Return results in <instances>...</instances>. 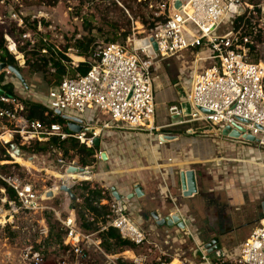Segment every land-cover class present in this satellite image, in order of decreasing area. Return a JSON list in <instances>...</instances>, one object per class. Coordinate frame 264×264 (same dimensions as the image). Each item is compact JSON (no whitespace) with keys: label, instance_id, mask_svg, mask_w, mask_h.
<instances>
[{"label":"built area","instance_id":"1","mask_svg":"<svg viewBox=\"0 0 264 264\" xmlns=\"http://www.w3.org/2000/svg\"><path fill=\"white\" fill-rule=\"evenodd\" d=\"M176 2H179L178 8L174 7ZM239 7L243 8L241 14L230 12L231 8ZM244 14L241 0H161L153 16L155 19L162 18V21L155 23L144 37H129L126 44L131 43L132 50L127 45L107 44L97 49L88 61L75 57L66 66L74 69L81 63L87 64L89 69L86 74L65 76L58 85L48 89L49 103L45 106L54 114L59 112L80 119L83 122L81 131H70L66 122L42 125L28 121L18 114L21 109L18 99L0 94V147L6 149L11 160L16 159L11 145L19 149V146L44 144L51 139H74L80 145L92 148L101 130L106 129L154 134L161 145L168 135L159 131L188 123H205L217 134L231 128L237 130L241 137L251 136L258 141L257 144L264 145V67L249 61L248 36L240 38V33L233 28ZM227 22L230 27L225 34L217 35L220 27ZM141 40H146L148 46L135 48V43ZM147 48L154 49L155 59L146 55ZM182 52L194 56L192 58L197 66V71L192 73L190 87L180 85L190 106V114L183 115L179 102L170 105L166 111L173 121L157 127L154 121L155 62L173 59ZM66 111H73L79 117L67 115ZM98 115L108 120L99 123L93 119ZM16 138L19 146L14 144ZM95 158L100 160L101 153L97 152ZM35 160L32 156L27 161L31 165ZM59 163L62 164V161ZM70 166L76 167V161L64 165L65 168ZM87 169L85 167L82 171L88 173ZM65 177H62L63 183L68 185L70 182H65ZM0 180L14 193L11 200L5 196V190L0 189V203L10 220L15 217L17 220L20 217L22 220L38 218V231L33 232L38 236L35 244L40 249L32 252L31 245L28 246L25 258L31 264H42V249L48 235L43 214L55 212L47 205L45 193H39L31 183L16 175H0ZM106 191L109 192V200H100L99 203L108 207L109 226L122 239L136 247L142 246L147 236L140 227L143 222L139 210L127 198ZM60 224L62 246L72 256L73 264L89 260L82 250L84 245H90L101 253L99 241L93 239L94 234L83 231L73 217L62 219ZM124 254H120V259L126 263ZM215 257L210 260L207 255L199 254L202 264H264V219L232 256L225 258L216 252Z\"/></svg>","mask_w":264,"mask_h":264},{"label":"rangeland","instance_id":"2","mask_svg":"<svg viewBox=\"0 0 264 264\" xmlns=\"http://www.w3.org/2000/svg\"><path fill=\"white\" fill-rule=\"evenodd\" d=\"M97 1L96 4L91 5L89 0H60L56 7L51 8L39 5L37 0H1L0 31L7 36L6 45L8 52L14 59L16 69L22 76L26 88L12 75H6L5 72L0 73V85L11 84L15 95L19 99L36 101L47 105L49 103L47 96L48 87L44 82V77L47 74H32L24 64L27 60L31 61V63L35 61L33 54H36L35 52L41 43L44 47L51 48V52L55 51V53H57L53 55L56 60L60 59L58 53H63L64 49L68 48L64 56L68 58L70 62L76 57V51L73 47L76 40L85 42L92 40L90 47L95 50L107 44L126 46V40L122 41L120 36L122 32L128 31V37H132L133 35L136 38L144 37L152 28L149 27L150 24L153 23L154 26L155 23L162 21V18L156 19L155 21L153 16L156 11H158V4L161 3V0H153L147 6L141 5L139 7H137L139 1L136 3H132V0L131 2L130 0ZM241 2L244 4L245 14L236 31L240 34H244L245 31L250 32L248 41L252 50L248 48L249 61L258 62V64L264 67V13L261 8L264 6V0H241ZM126 5L130 6L131 10L125 8ZM141 20L146 22V24H141ZM23 22L26 24H23ZM34 23H36V25H33ZM114 24H116L115 27ZM34 26L35 30L33 28ZM229 27V22L223 24L216 34L224 35L226 29ZM233 28L235 27L233 26ZM97 30H100V32ZM115 30H118V32L114 33ZM19 31L23 33L22 36L18 34L20 33ZM114 37L116 40L114 43H111ZM46 52L42 51L41 53L46 54ZM192 57L189 55H177L175 57L176 59L155 62V75L156 78H158V80H155L154 84V88L156 89L155 126L159 124L168 125L173 121L168 116L166 109L175 102V104L178 103V88L174 86V83L177 82L178 75L181 77L180 84L185 88L190 87L192 73L197 69L194 58ZM65 65H67V63H65ZM157 69L159 70L157 71ZM49 72L53 73L52 70ZM166 79L170 82H168L167 85L164 82ZM157 85L160 87L157 88ZM170 92L175 95L174 100L168 98ZM66 114L79 117V115L73 111H66ZM93 119L98 120L99 123L108 120L106 117L100 115ZM186 129H190V131L196 130L198 136H205L207 139L201 140L194 137H186V143L189 142L191 144H182L179 145V148L186 151L190 150L191 153L194 150H204L206 152L209 147L211 150H213V148L216 150L214 144L217 141L212 138V134L217 135V133L215 131L214 133L209 132L205 123H188L172 128H164L159 131V133L166 135L170 132L175 133L177 131H185ZM126 133L127 135L123 136L129 144L131 153L139 156V158L137 157L138 161L140 163L144 161L152 162L148 146V134L127 131ZM123 136H120V138H123ZM106 137V135H102L99 136L98 139L99 141L101 139L105 140L107 139ZM242 141L243 140L240 139L235 142V144L227 146V148L235 150L238 147H244L246 150L247 148H251L260 149L259 151L264 152V145H259L257 143L248 145L242 143ZM150 143H153L157 151L159 147L156 146L154 135ZM180 154L181 151H177L176 157L179 158ZM32 156H35L36 160L31 165H28L30 163L27 160ZM32 156L20 152L19 157H15L20 160L19 162L16 161V159H12L9 162H0V166L12 165L9 169L0 171V175L4 177L7 175H16L22 180L31 183L39 193H45V196L49 191L53 193V198L47 199L46 203L55 213L45 212L43 214L48 231L53 224L55 233H63L60 221L68 216L73 217L76 224L81 227L80 206L82 200L77 199L71 202L66 194L59 191V187L65 184L62 178L65 175V167L59 163L61 159L60 153L55 150H49L45 154ZM71 161L65 160L64 163H71ZM14 164L18 165V168L13 167ZM138 165L140 164L138 163ZM144 165L146 167L150 166L146 163ZM207 165L199 166V169L196 171L201 183L210 180V176H212L210 172L212 174L215 172L214 177H217L219 180L223 177L220 172H217L213 162ZM76 167L79 166L77 165ZM132 168L136 167L133 165ZM113 169L114 166L110 163H105L102 159L99 160L95 158L94 163L87 169V172L91 173L90 179L80 180L76 183L70 181L68 185L70 188H80V183L88 182L99 187L98 184H95V181H104L103 183L105 186L116 185L115 174H112ZM145 175L148 174L129 172V178H123L116 183H119L120 186H130L127 189H131L133 183H139V178ZM122 188L126 190L125 187ZM74 192H76L77 196L81 194V191L78 189H74ZM1 197L2 194L0 192V198ZM163 199H165L163 202L171 209V203L168 199ZM144 206L139 211V214L145 212L142 214L144 222L140 227L147 236L146 242L133 250L125 251V255L129 257V261L126 262L128 264H202L200 258L193 257V253L199 246L201 247L217 238L219 242L218 252L220 256L222 255V257L227 258L228 256H232L235 248H237V244L242 242L244 231H239V233L232 236L230 234V229L234 227V225H228V223L226 224L223 221V219L226 220V216L229 215L224 216L222 213H216L213 208H188L186 212L182 213L185 231L180 232L176 227L168 228L166 226H156V223L153 222L148 213V208H144ZM0 211L7 213L4 218V223L0 224V264H31L30 261L25 258V251L30 245L32 252L39 251L40 249V246L35 244V241L38 240V236L33 232L34 230L38 231V224L36 223L38 218H27L26 220H22V217H20L19 220H17L15 217L13 220H10L8 212L1 203ZM84 218L89 220L88 216ZM91 228L92 230L88 233L94 234L93 239L99 241L100 247L101 236L98 232H92L95 225ZM100 249L102 254L100 252V254L92 252L89 255V260L80 264H112V262L117 264L116 260L120 259L118 249H113L112 252L117 254H108L105 253L101 247ZM42 256V264H50L51 262L55 264L62 262L65 264H73L71 255L62 252L54 240L48 239L44 241ZM105 256L109 257V259L105 258ZM207 257L210 260L216 258L214 253L207 255Z\"/></svg>","mask_w":264,"mask_h":264},{"label":"crops","instance_id":"3","mask_svg":"<svg viewBox=\"0 0 264 264\" xmlns=\"http://www.w3.org/2000/svg\"><path fill=\"white\" fill-rule=\"evenodd\" d=\"M178 55L187 56L185 52ZM156 79L158 80V78ZM180 79L181 77L178 75L174 86L181 85ZM164 82L167 85L169 80L166 79ZM159 87L157 85V88ZM174 97L175 95L170 92L168 98L174 100ZM163 126L166 125H157V127ZM102 135H106L107 139H101L100 141L98 139V152L105 153L103 162H108L114 166L112 174H115V184L119 185H117L118 187L116 185L105 186L104 181H95V184H98L104 191H110L113 188L114 192L119 196L128 198L133 193L132 186L131 189H127L130 186H120L116 182L123 178H129V172L148 174L139 178L143 196L139 199L133 198L129 200L133 202V205L139 211L145 205L144 208H148L150 216L156 211L161 218H164L175 212H178L182 217V213L186 212L188 208H213L216 213H222L224 216L229 215L223 221L226 224L228 223V225H234L230 229L232 236L239 233V231H244L242 242H239L240 244H237V247L259 226V222L262 220L261 203L264 202V152L259 151L260 149L247 148L246 150L244 147H238L235 150H231L227 146L235 144V142L227 141L221 137L218 138L216 134H212V138L217 141L214 144L216 150L214 148L211 150L209 147L210 150L208 149L206 152L204 150H194L191 153L190 150L186 151L179 148V145L191 144L189 142L186 143V137H194L201 140H205L207 137L186 133L185 135L176 133L172 135L169 133L166 135L175 138L168 139L160 145L156 135L152 134L147 136L152 162L144 161V164L150 165L146 167L138 161V155L131 153L129 144L123 136L127 135L126 131L119 130L117 132L114 129H106L101 130L100 136ZM119 135L123 136V138H120ZM153 135L155 136L156 146L159 147L157 151L153 143H150ZM177 151H181L179 158L176 157ZM17 161L19 162L20 160L17 159ZM211 162H213L215 169L223 177L219 180L214 177L215 172L213 174L210 172V175H212L210 180L201 183L196 171L199 166H206ZM133 165L136 168H132ZM189 170L194 171L195 174L196 194L186 198L183 197L185 189L182 188L179 173ZM183 185H185V182H183ZM122 187H125L126 190ZM163 198H167L171 203V209L163 202L165 200ZM143 213L145 212L139 215L142 222H144ZM120 254L119 257H121ZM125 257L128 262L129 257L127 255Z\"/></svg>","mask_w":264,"mask_h":264},{"label":"trees","instance_id":"4","mask_svg":"<svg viewBox=\"0 0 264 264\" xmlns=\"http://www.w3.org/2000/svg\"><path fill=\"white\" fill-rule=\"evenodd\" d=\"M1 1V0H0ZM60 0H37V3L39 5H43L45 7H51L54 8L57 6ZM100 2L104 1H110V0H99ZM137 7L144 5H149L150 2L153 0H132V3H136ZM159 1V0H154ZM97 0H89V3L91 5L96 4ZM131 2V0H130ZM125 8H129L131 10V7L126 5ZM152 17V16H151ZM153 19V18H152ZM156 21V19H155ZM242 21V18L238 19L236 23L234 24V30H236L240 23ZM141 24H146L143 20L140 22ZM23 24H26L23 22ZM117 24V23H116ZM114 24V27L116 26ZM33 25H36L34 23ZM149 27H153V23L149 25ZM35 30V26L33 27ZM120 30V28H119ZM100 32V30H97ZM130 31V27H129ZM20 32V31H19ZM118 30H115L114 33H117ZM20 36L23 35V33H18ZM129 32H122L121 39L122 41L127 42ZM250 32L245 31L244 34H240V38L243 36H249ZM6 34L2 33L0 31V63H4L7 66H12L16 68V63L12 56L9 54L7 45H6ZM116 38H112L111 43H114ZM92 43V40L88 41H81L76 40L74 42V49L76 51L75 56L78 58H82L84 60H90L92 58V55L95 53V49H92L90 47ZM249 50H252V47L248 45ZM68 48L64 49L63 53H58L59 58L58 60L54 59L53 55L57 54L55 51L51 52V48L44 47L41 43V45L37 48L36 54H33L35 57V61L31 63V61H25V66L28 69V71L32 74L41 73V74H47L44 77V82L46 86L49 88L56 86L60 83V81L65 76L73 77L75 74L79 75H85L86 72L89 69V66L87 64L81 63L77 66V68L70 69L65 65V63H69L68 58L64 56L66 50ZM47 50V52H46ZM42 51H45V53H41ZM52 54H51V53ZM50 56V57H49ZM255 64H258V62H253ZM49 65V67H48ZM52 70L53 73H50L49 71ZM49 72V73H48ZM0 94H4L9 97H13L18 99L19 103L21 104V109L18 111V114L21 117H24L28 121H36L39 122L42 125H50V124H65V121L62 120L60 117L55 115L53 112H51L47 106L40 102L36 101H29V100H22L19 99L14 91L13 86L11 84L6 85H0ZM190 131V129H186L185 131H177L176 134H187ZM168 132V131H163ZM174 132H170V134L174 135ZM14 144L19 146V141L16 138L14 140ZM20 152L27 153L29 155H37V154H45L49 150H55L56 152L60 153L61 155V161L62 165H66L67 163H64V161L68 160H76L77 165L81 168L90 167L95 159L94 155L98 152V146L93 145L92 148H86L83 145H80L76 140L74 139H67L65 141H59L58 139H51L49 142H46L44 144H31L29 146H19ZM11 161L10 156L6 152V149L0 147V162H9ZM72 162V161H71ZM12 167V165H2L0 166V171H4L6 169H9ZM13 167L18 168V165L14 164ZM80 188H71L72 194L75 196V200L81 199L82 204L80 206V213H81V228L85 232H89L92 230V226L95 225V228L92 232H98L101 236V242L100 247L104 250L105 253L108 254H117L112 253L113 249H118V253H121L126 250H133L136 248V246L131 243L130 241L124 240L120 237L118 232L111 228L109 226V219H107V216L109 215L108 207L106 205H101L99 202L100 200H109L108 197V191H104L100 187L96 185H92L88 182H82L80 183ZM0 189L5 190V196H7L9 199H14V193L11 191L10 188L6 186V184L0 180ZM74 189H78L81 191V194L77 196L76 192H74ZM88 215L89 220L85 219L84 216ZM55 224V223H54ZM103 228V230H101ZM54 240L59 248L62 250V252H66L67 248L62 246L63 241V233L57 234L54 232V225L52 224L49 231L46 240ZM82 250L89 256L90 253H98L96 249H94L90 245H84L82 247ZM72 257V256H71ZM117 264H128L123 262L121 259L116 260ZM50 264H55L54 262H51ZM228 264V263H224ZM231 264V263H230Z\"/></svg>","mask_w":264,"mask_h":264},{"label":"water","instance_id":"5","mask_svg":"<svg viewBox=\"0 0 264 264\" xmlns=\"http://www.w3.org/2000/svg\"><path fill=\"white\" fill-rule=\"evenodd\" d=\"M175 8L179 7V2H176L174 5ZM237 11L238 14H241L243 12V8L239 7L238 9H234L231 8L230 12L231 13H235ZM262 12L264 13V6L262 8ZM128 49L132 50V44L129 43L128 45ZM148 46V42L146 40H141V41H137L135 43V48L139 49V48H143ZM146 55L151 58V59H155V53H154V49L153 48H147L145 50ZM1 72H7L8 74L12 75L23 87L26 88V84L22 78V76L20 75V73L18 72V70L12 66H7L4 63H0V73ZM178 88V102H179V106L181 108V111L183 113L184 116H188L190 114V106L189 104L186 102V96L185 93L183 92L182 88L180 85L176 86ZM55 114L60 117L62 120H64L67 123V127L69 128L70 131L74 132V133H78L79 131H81L82 129V121L78 118H74V117H67L64 115H61L59 112H55ZM241 122L243 123H247L244 120H241ZM209 132L214 133V130L210 127H208ZM187 134H192V135H198L197 131H189ZM218 138L221 137L222 139H225L227 141L230 142H237L238 140H243L242 143H246L248 145L253 144V143H258V141L256 139H254L251 136H240L239 132L237 130H233L231 128H225L224 130H222L219 134H217ZM174 139L175 137H170L167 136L166 139ZM94 145L98 146V139L94 140ZM10 149L13 151V154L15 157H19L20 154V150L15 147L14 145L10 146ZM104 156L105 153H101V159L104 160ZM65 182L67 181H71L72 183H76L80 180H88L90 179V172H88L87 174H85L84 179H77L75 178V176H78L80 174H83L85 172L82 171L81 168L78 167H67L65 168ZM179 178L180 181L182 183V188L185 189V192L183 194V197H191L193 195L196 194V182H195V174L194 171L189 170V171H185V172H180L179 173ZM183 182H185V185H183ZM59 191L66 194L71 202L75 201V196L72 194L71 189L69 187V185L67 184H62L59 187ZM111 192H114V189L112 188L110 190ZM132 191L133 193L129 195V197L127 198L128 200H131L133 198L139 199L143 196V193L141 191V187L139 185V183H135L132 185ZM47 199L53 197V193L50 191L47 195H46ZM73 209V208H72ZM1 213V211H0ZM151 219L153 220L154 223H156V226L160 227V226H166L168 228L171 227H176L180 232H184L185 231V223L182 219V217L179 215L178 212H175L167 217L161 218V216L158 214V212H154L151 216ZM261 219H264V202L261 203ZM219 250V242L218 239L215 238L212 241L202 245L201 247H199L198 249H196V251L193 253V257L195 258H199V254L200 252L204 255H210L213 254L215 252H217Z\"/></svg>","mask_w":264,"mask_h":264},{"label":"bare ground","instance_id":"6","mask_svg":"<svg viewBox=\"0 0 264 264\" xmlns=\"http://www.w3.org/2000/svg\"><path fill=\"white\" fill-rule=\"evenodd\" d=\"M16 161H17V159H16ZM85 174H87V173H83V174H80L78 176H75V178H77V179H84V178H86L85 177ZM6 214L7 213H5L3 211L0 213V224H3L4 223V218H5Z\"/></svg>","mask_w":264,"mask_h":264}]
</instances>
